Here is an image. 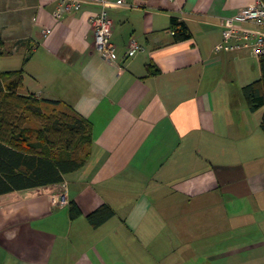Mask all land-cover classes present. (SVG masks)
Listing matches in <instances>:
<instances>
[{
	"label": "crops",
	"instance_id": "obj_1",
	"mask_svg": "<svg viewBox=\"0 0 264 264\" xmlns=\"http://www.w3.org/2000/svg\"><path fill=\"white\" fill-rule=\"evenodd\" d=\"M257 1L112 6L110 61L94 46L97 5L57 18L60 0H0V57H15L0 80L22 72L19 93L73 106L93 136L86 165L64 177L69 206L52 202L63 182L0 195V264H230L216 244L246 223L250 205L264 207V176L250 173L264 110L251 111L242 92L262 68L252 49L215 46L225 19ZM175 22L191 38L177 41ZM133 39L143 50L129 55ZM35 131L30 154L40 157ZM103 205L114 215L95 227L88 215Z\"/></svg>",
	"mask_w": 264,
	"mask_h": 264
},
{
	"label": "trees",
	"instance_id": "obj_2",
	"mask_svg": "<svg viewBox=\"0 0 264 264\" xmlns=\"http://www.w3.org/2000/svg\"><path fill=\"white\" fill-rule=\"evenodd\" d=\"M175 26L177 41L191 38L184 24L175 22ZM260 62L261 77L242 88L253 112L264 108V57ZM6 76L10 78L7 84L0 80V195L15 189L63 182L65 175L84 167L92 155L91 122L66 102L19 93L22 72H9ZM31 120L40 124L36 133L46 146L40 151V157L30 154L37 151L30 142L34 133ZM261 127L264 130V117ZM10 136L22 137L25 145H15L27 153L7 146ZM74 207L72 217L75 219L81 211ZM113 215L114 209L103 205L89 214L88 219L97 227Z\"/></svg>",
	"mask_w": 264,
	"mask_h": 264
},
{
	"label": "built area",
	"instance_id": "obj_3",
	"mask_svg": "<svg viewBox=\"0 0 264 264\" xmlns=\"http://www.w3.org/2000/svg\"><path fill=\"white\" fill-rule=\"evenodd\" d=\"M85 3H93L99 7L91 17L95 30V48L104 58L110 61L116 60V45L112 41L115 23L109 9L112 6H125L128 0H60L57 18H61L66 12L80 9ZM249 24L255 27L248 26ZM223 26V39L215 46L216 52L252 49L259 59L264 57V0H258L244 7L236 15L226 18ZM141 50L143 46L133 39L128 54L135 55ZM1 53L0 47V56ZM52 202L58 207L70 205L67 182H63L62 188L53 194Z\"/></svg>",
	"mask_w": 264,
	"mask_h": 264
},
{
	"label": "rangeland",
	"instance_id": "obj_4",
	"mask_svg": "<svg viewBox=\"0 0 264 264\" xmlns=\"http://www.w3.org/2000/svg\"><path fill=\"white\" fill-rule=\"evenodd\" d=\"M14 58L15 57L6 59L0 57V71L9 69V67L15 65V62L9 64V61H14ZM256 79L258 78H254V80ZM7 83L8 82L5 84ZM263 110L264 108L262 111ZM30 122V126L34 131L40 125L33 120ZM260 132H264L263 129H260ZM259 145L260 149L258 148L254 151H250V160L254 159L256 156L258 158L257 161L250 164V173L253 175L258 170V175L261 174V176H264V146L261 145V143ZM254 183L256 182L251 181V188L254 187ZM244 216V222L246 223L238 227L235 222L233 227L234 230L231 228L233 234L225 240V244H216L215 247L220 250L219 252L228 249V251L232 253V256H228V258H230V264H264V207L262 208L261 206L255 209L253 205H250L247 214H244ZM220 242H223V240H220L219 243ZM222 259L223 258H219V260H216V263L218 262L220 264ZM187 264H190V262Z\"/></svg>",
	"mask_w": 264,
	"mask_h": 264
}]
</instances>
